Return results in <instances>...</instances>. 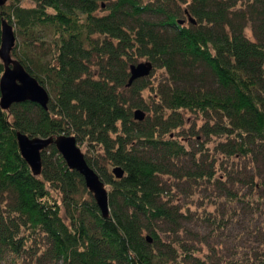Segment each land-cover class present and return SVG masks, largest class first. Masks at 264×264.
Returning <instances> with one entry per match:
<instances>
[{
  "label": "trees",
  "instance_id": "obj_1",
  "mask_svg": "<svg viewBox=\"0 0 264 264\" xmlns=\"http://www.w3.org/2000/svg\"><path fill=\"white\" fill-rule=\"evenodd\" d=\"M31 1L0 4V45L6 20L50 96L0 106V264H264V0ZM17 132L99 145L109 215L54 145L34 174Z\"/></svg>",
  "mask_w": 264,
  "mask_h": 264
},
{
  "label": "water",
  "instance_id": "obj_2",
  "mask_svg": "<svg viewBox=\"0 0 264 264\" xmlns=\"http://www.w3.org/2000/svg\"><path fill=\"white\" fill-rule=\"evenodd\" d=\"M5 2L6 0H0L1 5ZM190 20L194 22L192 17ZM15 41L16 35L13 25L4 20L0 45V58L4 64V72L0 79V106L3 109H9L14 103L31 101L47 109L50 99L48 91L25 69L17 58L12 56ZM152 68L153 65L150 61L131 64L128 84L130 85L134 80L149 75ZM144 116L142 110L135 111L136 119L143 120ZM16 137L19 150L34 174H39L42 170V151L48 146L54 145L62 154L68 167L82 175L85 185L93 194L103 216L109 215L108 191L105 182L87 162L85 154L78 146L74 136L61 134L44 138L31 137L17 132ZM113 173L117 178H121L124 175V170L117 166L113 169ZM147 239L150 241L149 237Z\"/></svg>",
  "mask_w": 264,
  "mask_h": 264
},
{
  "label": "rangeland",
  "instance_id": "obj_3",
  "mask_svg": "<svg viewBox=\"0 0 264 264\" xmlns=\"http://www.w3.org/2000/svg\"><path fill=\"white\" fill-rule=\"evenodd\" d=\"M11 0H8L6 2V4H10ZM22 5L23 6H33V3L31 0H22ZM101 13V12H99ZM248 34H251L250 31ZM20 41V40H19ZM48 42H46L44 45L42 43H39L38 45H35L32 49L33 50H38L37 53L38 55L41 57L42 61H46V60H54V52H50V50H48ZM146 60V57H142V58H138L137 62H143ZM167 78V75L165 73V71L163 69H155L153 70L152 74L150 75V77L147 79V88L143 91V98L145 99V101H152V98H156L154 95V89H157L158 85L161 82H164ZM182 115L185 116L186 118V125L184 126V128L182 130V134L185 133H191V130H193L194 128L196 129L197 127H199L201 125V123L203 122L202 117H199V115H195L189 111H182ZM81 149L82 151L87 155V156H91V158L93 160H97L99 165L105 166L106 165V161L105 158L103 156V150L102 148L97 145L95 147L89 146L88 143H81ZM111 169V167H109ZM164 179H167V177H164ZM52 193L54 195H56V192L52 191ZM217 241V240H216ZM212 243H216L215 241ZM206 249L202 248V252H205Z\"/></svg>",
  "mask_w": 264,
  "mask_h": 264
}]
</instances>
